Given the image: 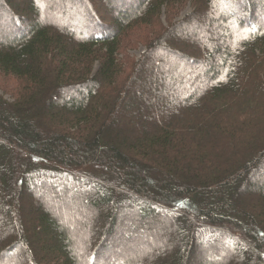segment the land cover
Here are the masks:
<instances>
[{
    "label": "trees",
    "instance_id": "trees-1",
    "mask_svg": "<svg viewBox=\"0 0 264 264\" xmlns=\"http://www.w3.org/2000/svg\"><path fill=\"white\" fill-rule=\"evenodd\" d=\"M96 1L0 0V72L20 84L13 101L0 95L1 229L28 219L0 230V264H115L117 246L105 242L113 232L123 237L113 231L120 215L137 233L147 230L141 223L155 229L159 216L180 233L181 248L160 264H264V143L227 168H192L210 156L209 122L219 103L238 98L241 111L264 107L257 97L264 0L227 7L195 0L191 13L151 39L124 78V32L155 23L163 8L184 0H99L110 21ZM259 114L251 126L264 123V108ZM33 192L62 207L96 209L84 248L44 203L18 212L19 200L36 199ZM222 242L235 254L227 263L217 254Z\"/></svg>",
    "mask_w": 264,
    "mask_h": 264
},
{
    "label": "rangeland",
    "instance_id": "rangeland-1",
    "mask_svg": "<svg viewBox=\"0 0 264 264\" xmlns=\"http://www.w3.org/2000/svg\"><path fill=\"white\" fill-rule=\"evenodd\" d=\"M99 0L96 1V6L99 8L103 18L107 21H110L108 17L107 9L98 3ZM195 8V0H184L182 4L172 7V8H163L161 11V15L155 21V23L150 25H142V26H129L124 34L121 36L122 44L120 47V52L118 54V59L120 60L119 71L122 72L120 77L124 78L125 75H129L134 68L136 61L140 58L142 53L145 51L148 43L156 37V35L160 34L163 29L168 27L170 23L180 20L185 17L187 14L191 13ZM193 28L188 27L184 32L192 33ZM235 34V31L233 30ZM204 35L203 37H206ZM162 57L164 54L157 53L154 56ZM152 56V57H154ZM94 71L97 69V65H94ZM260 72H264V64L259 68ZM254 79L251 78L248 80V85L252 87H256ZM148 84V83H147ZM19 81L16 78L9 77L3 75L0 72V95L3 96L7 101H13V97L11 93H16L19 89ZM263 86V88H261ZM260 88L262 90H258V100L261 102L264 101V85H261ZM257 88V87H256ZM108 88H106L107 91ZM148 89V88H147ZM252 93V90L249 91ZM159 97L158 93L155 95ZM234 104L232 103L229 106H223L219 103V108L215 111L212 120L210 123V130L213 135L211 144L206 148L210 153L209 158L205 160L204 163H200L197 161H193V169L196 170H205L209 169V172L212 171L217 166H220L222 169L227 168L229 165V161L235 159L237 154H244L246 158L249 154H252V148L254 144L259 145L264 143V123L259 127L251 126V122L257 124L259 122V110L264 108L263 106L252 105L248 108H244L242 111L240 110L241 105L238 98H234ZM229 102V101H228ZM264 103H260L259 105H263ZM207 118V117H206ZM208 122V121H207ZM213 123V124H211ZM207 125L206 123H203ZM200 132V131H199ZM261 135V136H260ZM238 157V156H237ZM242 158V157H238ZM242 160V161H243ZM239 161L240 164L242 162ZM264 171V169H263ZM260 172V171H259ZM241 189V187H240ZM33 195L36 199H30L31 201H20L18 202V212L22 214L32 212V209L36 206L37 202H42L45 204V207H48L52 213H56L62 220V223H66L74 235L76 237V245L77 249L81 250L86 246L89 242V238H91L92 228L95 225V219H97V211L95 208L89 206L88 208H84L82 206L73 207H62L57 203L54 204L52 200L48 199L47 196H39V193H34ZM57 206V208L55 207ZM20 219V218H19ZM119 222L115 223L116 226L113 228V231L118 232L117 234L123 235V237L117 238L115 237V233L113 232L105 244L109 247V249L113 246H117V259L122 258L124 261L123 264H126L127 258L135 257L137 258L138 254H142L138 261V264H150L151 263H162L164 261H171L175 257L176 252L180 249V240L181 235L179 232L170 229L164 218L159 216L158 224L153 223V225H157L154 228L149 227L148 224L141 223L139 228L144 229L146 231L138 233L134 230L135 227H132L129 222H127L125 218H122L121 215L118 216ZM125 219V220H124ZM158 219V218H157ZM24 220V219H23ZM150 220V219H149ZM11 227L2 228L0 223V230H14L16 226L23 227V224H28V219L24 220V223L18 222L15 223L14 219H11ZM122 227V228H121ZM170 229V231H169ZM173 230V231H172ZM135 234L137 238L132 244H127V237L129 234ZM94 234V233H93ZM116 234V235H117ZM31 235V233H30ZM48 235V234H47ZM49 236V235H48ZM134 237V238H135ZM36 239V237H34ZM33 238V239H34ZM124 239V240H123ZM134 240V239H133ZM129 242V241H128ZM225 242H222L223 246L217 249L218 257L223 256L228 260L232 257H235L234 253H228L227 248L224 246ZM129 245V246H128ZM111 246V247H110ZM129 247L124 254L121 252L122 249ZM134 246V247H133ZM79 252V251H78ZM202 252L201 250L199 251ZM122 256L120 257V255ZM203 254V253H202ZM208 254L205 252L203 255ZM154 256V257H153ZM3 264H7L12 259L5 258ZM114 262L115 264L118 262ZM224 262H228V261ZM150 261V262H149ZM232 264L233 262H229Z\"/></svg>",
    "mask_w": 264,
    "mask_h": 264
},
{
    "label": "snow or ice",
    "instance_id": "snow-or-ice-1",
    "mask_svg": "<svg viewBox=\"0 0 264 264\" xmlns=\"http://www.w3.org/2000/svg\"><path fill=\"white\" fill-rule=\"evenodd\" d=\"M232 0H213V4H224L226 7L231 5ZM251 33L256 32V28L254 26H250L248 29ZM244 39H247L248 37H243Z\"/></svg>",
    "mask_w": 264,
    "mask_h": 264
}]
</instances>
